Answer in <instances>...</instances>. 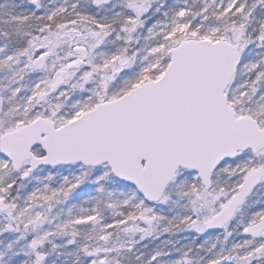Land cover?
Masks as SVG:
<instances>
[{"label":"snow or ice","instance_id":"1","mask_svg":"<svg viewBox=\"0 0 264 264\" xmlns=\"http://www.w3.org/2000/svg\"><path fill=\"white\" fill-rule=\"evenodd\" d=\"M0 264H264V0H0Z\"/></svg>","mask_w":264,"mask_h":264}]
</instances>
